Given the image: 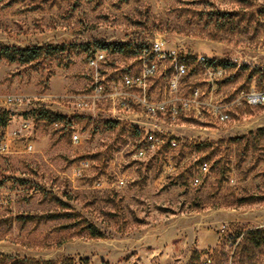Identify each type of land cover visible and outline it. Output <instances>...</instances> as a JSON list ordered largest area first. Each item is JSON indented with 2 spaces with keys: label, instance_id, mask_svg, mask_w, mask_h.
<instances>
[{
  "label": "rangeland",
  "instance_id": "1",
  "mask_svg": "<svg viewBox=\"0 0 264 264\" xmlns=\"http://www.w3.org/2000/svg\"><path fill=\"white\" fill-rule=\"evenodd\" d=\"M156 36L226 64L213 85L190 64L178 95L198 86L203 101L229 118L204 107L176 123L161 119L178 145L140 158L143 138L132 127L106 122L105 106L82 109L71 96L89 84L94 48H129ZM0 44L65 46L30 62L0 56V96L27 100L6 132L29 121L0 154V264H9L4 255L56 264L66 257L76 264H264V249L238 261L232 243L238 228L264 227V102L246 95L264 86V0H0ZM131 60L115 53L106 68ZM166 82H156L154 97L169 95ZM55 115L63 116L57 124ZM84 220L105 236H88Z\"/></svg>",
  "mask_w": 264,
  "mask_h": 264
},
{
  "label": "built area",
  "instance_id": "2",
  "mask_svg": "<svg viewBox=\"0 0 264 264\" xmlns=\"http://www.w3.org/2000/svg\"><path fill=\"white\" fill-rule=\"evenodd\" d=\"M128 52L132 57L131 62L113 72L106 67L112 63V54L121 52L113 53L104 48L91 52L87 58L89 84L71 98L82 109L96 110L105 106L108 110L106 120L138 129L143 138L135 148L138 157H145L148 152L166 144L178 145V136L169 127L165 128L159 121L161 119L176 123L184 111L204 107L216 119L225 121L229 118V113L218 104L203 101L204 94L198 86L192 89L188 97L178 95L183 78L189 74L191 57L195 58V63L205 74L207 84L215 83L221 67L211 62L213 58L204 54L193 56L184 46H170L163 36L134 43ZM159 79L167 80L166 89L169 92L162 98L153 95ZM246 95L251 103H263L264 86L260 91L253 90ZM26 102L24 96H0V154L8 151V135L20 134L28 128L29 121L23 119L16 130L6 132L16 116V108ZM72 137L75 142L80 140L78 133H73ZM201 168L207 170L208 163L203 162ZM194 181L198 183L200 178L195 177Z\"/></svg>",
  "mask_w": 264,
  "mask_h": 264
},
{
  "label": "trees",
  "instance_id": "3",
  "mask_svg": "<svg viewBox=\"0 0 264 264\" xmlns=\"http://www.w3.org/2000/svg\"><path fill=\"white\" fill-rule=\"evenodd\" d=\"M65 46L61 45H46V46H34V47H17L10 46L7 44H0V56L8 59L9 61H20V62H30L35 59H38L42 55L54 53L60 49H64ZM98 48L108 49L111 52H121L126 53L129 51V48L124 46V44H101L100 46L94 48L92 52ZM194 57L190 58V64L195 63ZM213 64L219 67H226L225 63H217L216 60L211 61ZM260 79L264 81V71H260L259 75ZM49 113V112H47ZM63 116L55 115L53 122H59L60 118ZM106 122L110 124H117L120 122L107 120ZM134 133L137 135H141L138 129H134ZM260 132L264 134V128L260 129ZM37 219H41L42 217H36ZM35 219L34 216H26L24 217V221ZM83 231L87 233L88 236L94 238H102L105 236V233L98 228L95 224L89 222L88 220H84ZM232 243L236 245L235 251L233 253V257L238 261L249 260L254 257L258 250L264 249V227H255V228H238L236 233L233 236ZM217 250V248H216ZM199 252L195 251L191 257V261H195L199 259ZM4 259H6L9 264H56L53 260H39L34 258H20L15 256L4 255ZM62 264H76L75 259L73 257L64 258Z\"/></svg>",
  "mask_w": 264,
  "mask_h": 264
}]
</instances>
